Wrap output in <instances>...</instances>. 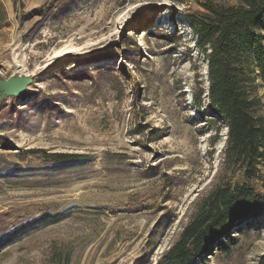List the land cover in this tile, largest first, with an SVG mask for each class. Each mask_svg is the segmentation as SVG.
<instances>
[{
    "label": "rangeland",
    "instance_id": "obj_1",
    "mask_svg": "<svg viewBox=\"0 0 264 264\" xmlns=\"http://www.w3.org/2000/svg\"><path fill=\"white\" fill-rule=\"evenodd\" d=\"M190 6L0 0V78L34 76L0 102V264H155L231 179ZM241 228L211 264H264V208Z\"/></svg>",
    "mask_w": 264,
    "mask_h": 264
},
{
    "label": "trees",
    "instance_id": "obj_2",
    "mask_svg": "<svg viewBox=\"0 0 264 264\" xmlns=\"http://www.w3.org/2000/svg\"><path fill=\"white\" fill-rule=\"evenodd\" d=\"M185 10L208 60L209 98L229 136L225 179L200 202L180 237L155 264H211L216 249L236 244L232 232L264 208L255 178L264 157V0H192ZM170 34L168 37H172ZM62 160L78 157L60 154ZM237 171L241 177L233 181Z\"/></svg>",
    "mask_w": 264,
    "mask_h": 264
},
{
    "label": "water",
    "instance_id": "obj_3",
    "mask_svg": "<svg viewBox=\"0 0 264 264\" xmlns=\"http://www.w3.org/2000/svg\"><path fill=\"white\" fill-rule=\"evenodd\" d=\"M33 82L34 76L28 74L0 78V102L6 97L21 96Z\"/></svg>",
    "mask_w": 264,
    "mask_h": 264
}]
</instances>
